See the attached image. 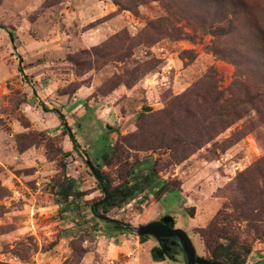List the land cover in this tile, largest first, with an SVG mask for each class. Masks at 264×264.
<instances>
[{"label": "rangeland", "instance_id": "1", "mask_svg": "<svg viewBox=\"0 0 264 264\" xmlns=\"http://www.w3.org/2000/svg\"><path fill=\"white\" fill-rule=\"evenodd\" d=\"M238 9L247 20L215 34ZM247 22L264 30V0H0V264H187L180 248L154 258L157 240L137 233L165 216L198 257L211 258L206 234L264 264ZM91 167L110 189L151 168L164 185L99 207L117 229L93 211L105 194Z\"/></svg>", "mask_w": 264, "mask_h": 264}, {"label": "trees", "instance_id": "2", "mask_svg": "<svg viewBox=\"0 0 264 264\" xmlns=\"http://www.w3.org/2000/svg\"><path fill=\"white\" fill-rule=\"evenodd\" d=\"M205 4H219L222 3V0H202ZM243 10L241 9L236 10L234 13H231V17L227 15L220 14L218 20L214 21L215 28L214 33L219 34L220 36L226 35V29L233 27L234 19L235 22L240 18L241 21H246L247 18H242ZM237 18V20H236ZM217 24V25H215ZM244 28L246 30L245 36L238 40L239 48L238 53L241 52L240 50H244L243 55L246 56L247 53L251 55L252 60H250L251 64L256 65L258 74H260L261 82L258 88L254 90L253 93H248L247 103L252 108L251 110L255 111L258 114V117L264 116V30H262L259 26L251 24V22H247L244 24ZM10 37L14 38V34L9 31ZM236 65L235 61H233ZM245 84V82L243 83ZM60 116L61 121L63 122L64 126V133L68 135L72 142L74 143V147H79L77 145V140L75 139V134L72 132L71 128L65 121V117L60 113L57 112ZM241 116L238 115L237 119H240ZM261 126H264V118L260 122ZM255 169L258 172L259 180L262 181L264 184V158L258 161L255 165ZM99 177V181L101 183L104 182L105 177L100 173V171L95 170ZM159 182V183H157ZM143 183L150 185L151 183H157V188L161 190L162 186L164 185L163 181H160L159 177L155 173V171L151 168L147 175L144 177ZM143 183H135L132 186H121L114 189H110L108 184H103L104 190L107 192L109 196V200L103 204L102 207L105 211L108 210L110 207H119L129 200H131L136 193H142L146 186ZM103 190V191H104ZM62 195L69 196V193L64 189L62 191ZM115 228L119 229V223L113 224ZM203 239L210 251L211 258L206 259L209 261L210 264H247L248 257L252 253V248L247 244H241L237 241H232L229 244L221 243L220 241L215 240L212 236L203 234ZM146 237H142V240H145ZM227 240V239H225ZM181 249V248H180ZM153 256L154 258L162 259L158 252V249H153Z\"/></svg>", "mask_w": 264, "mask_h": 264}, {"label": "water", "instance_id": "3", "mask_svg": "<svg viewBox=\"0 0 264 264\" xmlns=\"http://www.w3.org/2000/svg\"><path fill=\"white\" fill-rule=\"evenodd\" d=\"M151 108L145 107L143 108V112H150ZM90 165V162H88ZM91 171L95 175L97 179H99L97 172L93 167H91ZM101 186L104 187L103 183ZM104 190V188H103ZM105 197L102 201L97 202L93 206V211L95 215L102 221H107L113 224H117V220L110 219L107 216L98 214V209L100 206L105 204L109 200V196L107 192L104 190ZM174 219L170 216H167L163 219V222H153L146 225H141L137 228V233L140 237H153L159 242H162L168 238H177L179 240L178 245L183 250L185 257L187 259V264H210L204 258L198 257L195 246L188 236V234L182 229L171 228L168 224L173 223Z\"/></svg>", "mask_w": 264, "mask_h": 264}, {"label": "flooded vegetation", "instance_id": "4", "mask_svg": "<svg viewBox=\"0 0 264 264\" xmlns=\"http://www.w3.org/2000/svg\"><path fill=\"white\" fill-rule=\"evenodd\" d=\"M165 217H167V216H165ZM165 217H162L161 220H160V221H157V222H163V219H164ZM168 225H169L171 228H176L174 222H173V223H170V224H168ZM157 242H158L159 246L156 247L155 249H158L159 254H160L161 256H163V257H166V256L170 255V253H171L172 251H174L175 249H177V248H181V247L178 245L179 240H178L177 238H168V239H166V240H164V241H162V242H159V241L157 240Z\"/></svg>", "mask_w": 264, "mask_h": 264}]
</instances>
